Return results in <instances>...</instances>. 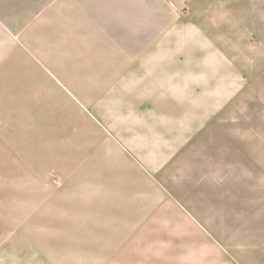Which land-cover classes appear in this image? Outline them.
I'll return each instance as SVG.
<instances>
[{
	"label": "rangeland",
	"instance_id": "obj_1",
	"mask_svg": "<svg viewBox=\"0 0 264 264\" xmlns=\"http://www.w3.org/2000/svg\"><path fill=\"white\" fill-rule=\"evenodd\" d=\"M33 1L25 22L0 17V246L36 264H186L221 199L264 198V0ZM19 49L88 122L55 126L54 97L23 105Z\"/></svg>",
	"mask_w": 264,
	"mask_h": 264
},
{
	"label": "crops",
	"instance_id": "obj_2",
	"mask_svg": "<svg viewBox=\"0 0 264 264\" xmlns=\"http://www.w3.org/2000/svg\"><path fill=\"white\" fill-rule=\"evenodd\" d=\"M12 1L13 0H0V17L5 18L6 21L11 19L7 16L21 14L22 17L17 20L25 22L27 20V14H32L35 11V7L38 6L33 0H31V2L28 0H16L18 1L17 5L11 3ZM6 5L7 7L11 6L12 10L8 11ZM1 39L4 41L3 35L0 37V40ZM11 45L13 47V40L11 41ZM30 46L35 48L34 45ZM19 53L25 55V60L21 62V64L26 66V69L25 71H13L11 67L16 68L17 63L13 64L9 69L13 75L11 74L9 77L18 78L21 81L22 87L26 86L27 89L25 91L23 90V94L26 95V98L22 101L23 105H25L27 100L30 104H28V107L36 105L40 110H43L40 104L46 106L51 101V98L54 97L62 104V112L52 116L53 120H55V126L58 124V116L62 118L63 127H66L68 123H73L76 120L78 122H88L87 115L83 113L63 89L61 90L59 86L53 83L52 79L22 50L19 49ZM40 56L43 62L46 63L50 69L54 70L53 73L55 75L62 77L61 66L54 62L52 63V61L42 53ZM71 86L80 94V90L75 85L72 84ZM173 91L174 90H165L162 92L168 95H175L176 92ZM29 96H33L34 101H32ZM96 180V183H99L98 179ZM123 180L124 181L120 183L121 188L125 186L129 188V186H131V179L127 173L124 175ZM114 186L115 188L119 186L118 182L114 183L113 187ZM141 188L135 186L134 191H140ZM135 194L136 193H133L131 196ZM219 203L217 212L219 214L220 225L218 230L214 228L215 226L211 225L216 223L217 218L215 216L214 219L211 218V212H209V216H206L204 219V224H210V226L208 225L209 231L205 230L197 233L201 235L198 238L204 239L201 243L202 245L195 246L193 249L187 247L186 264H264V198L261 197L257 199L254 195L253 198L250 199L244 196L241 197V193H239L238 198L221 199ZM119 205L129 206L130 203H121ZM213 215L215 214L213 213ZM122 220L125 219H105L102 221L122 222ZM0 235L2 234L0 233ZM176 252L178 253L179 251L176 250ZM20 259H23L22 263ZM0 264L36 263L33 254L31 253L29 256L28 250L24 253V256L20 258L17 252L13 253L11 251L10 253L7 250H3L2 246H0Z\"/></svg>",
	"mask_w": 264,
	"mask_h": 264
}]
</instances>
